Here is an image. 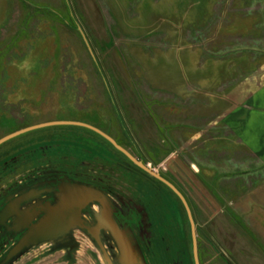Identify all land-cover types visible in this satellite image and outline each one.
<instances>
[{
	"label": "rangeland",
	"instance_id": "374dc122",
	"mask_svg": "<svg viewBox=\"0 0 264 264\" xmlns=\"http://www.w3.org/2000/svg\"><path fill=\"white\" fill-rule=\"evenodd\" d=\"M81 2L98 43L109 48V63L148 119L145 131L157 147L153 159L146 158L149 166L178 184L201 213L200 262L218 264L204 236L213 224L239 264H264V162L251 144L254 130L264 128V113L246 139L227 118L264 104V0ZM84 45L64 0H0V139L34 125L78 121L135 150ZM114 148L98 133L70 125L6 142L0 146V206L19 187L67 174L77 185L105 191L132 227L141 264H195L181 199ZM95 209L103 217L98 204ZM4 233L0 228V264L120 263L109 235L103 243L108 259L84 231L20 258L12 257L15 239ZM123 264L131 263L124 257Z\"/></svg>",
	"mask_w": 264,
	"mask_h": 264
},
{
	"label": "flooded vegetation",
	"instance_id": "af4514ba",
	"mask_svg": "<svg viewBox=\"0 0 264 264\" xmlns=\"http://www.w3.org/2000/svg\"><path fill=\"white\" fill-rule=\"evenodd\" d=\"M53 177L47 182L19 187L17 192L7 194L0 206V228H5V236L15 239L12 257H26L44 243L52 246L62 238L72 239L84 231L107 259L103 243L109 235L116 241L118 249L113 256L119 264H123L124 257L131 264H141L140 249L130 234L132 227L118 217L120 212L105 191L77 185L67 174ZM96 204L103 217L96 213Z\"/></svg>",
	"mask_w": 264,
	"mask_h": 264
},
{
	"label": "trees",
	"instance_id": "16d2710c",
	"mask_svg": "<svg viewBox=\"0 0 264 264\" xmlns=\"http://www.w3.org/2000/svg\"><path fill=\"white\" fill-rule=\"evenodd\" d=\"M64 7L68 11L70 19L76 25L77 29L80 30L81 35H83L85 43L84 46L86 48L88 56L91 59L95 71L97 72V74H99L103 82L104 89L109 94L111 105L113 106L118 120L120 121L125 131V138L130 141L131 145L135 149L132 150L133 155L149 165L150 162L146 160V158L153 159L157 147L154 141L151 139V135H148V133L145 131V121L147 123L148 119H145V114L143 113V111H141L142 107L138 102V97L133 93L130 85L125 83L120 78L115 69L109 63V48L106 47V45H101L100 42L98 43V40L96 39L93 31L89 26L88 19L86 17L81 0H64ZM76 20H78L80 24H77ZM105 132L107 131L105 130ZM107 133L110 134L109 132ZM112 137L115 138L114 136ZM121 145L127 147L124 144ZM116 151L120 153V155L128 159L124 154H122L118 150ZM162 176L173 183L180 191H182L178 184H176L169 176ZM185 197L187 198L186 195ZM188 202L192 209L195 222L196 224H198L200 221L199 218L201 217V213H198V211L194 208V205L189 200ZM226 217L232 227H235L239 232L245 234V230L242 226H240L237 220L228 215V213H226ZM212 225L213 224L209 225L204 231L206 244H210L214 249L212 259L214 260V258L217 257L218 264H239L238 258L235 253L226 251V248L223 246V242L221 241V239L216 238L217 236L216 234L214 235L215 230L212 229ZM198 245L199 254L202 255L204 245L203 242L200 241V239ZM201 264H206L204 263V258L203 262L201 261Z\"/></svg>",
	"mask_w": 264,
	"mask_h": 264
},
{
	"label": "water",
	"instance_id": "95a60500",
	"mask_svg": "<svg viewBox=\"0 0 264 264\" xmlns=\"http://www.w3.org/2000/svg\"><path fill=\"white\" fill-rule=\"evenodd\" d=\"M59 125H70V126H79V127H84L87 128L91 131H94L96 133H98L99 135H101L103 138H105L107 141H109L117 150H119L120 152H122L126 157H128L134 164H136L138 167H140L141 169H143L145 172H147L149 175L153 176L154 178L158 179L159 181H161L162 183H164L165 185H167L174 193H176V195L181 199L190 223H191V228H192V236H193V245H194V258H195V264H201L200 262V256H199V246H198V237H197V229H196V222L193 216V212L192 209L190 207V204L187 200V198L185 197V195L173 184L171 183L169 180H167L165 177H163L161 174L156 173L154 171V169H152L147 163H144L143 161L137 159L131 152H129L126 148H124L123 146L119 145L118 142L109 134H107L105 131L87 124V123H83V122H78V121H53V122H48V123H43V124H39V125H34V126H30L24 129H21L19 131H16L14 133H11L9 135H6L4 137H2L0 139V146L5 144L6 142L20 136L23 135L25 133L34 131V130H38V129H42V128H47V127H52V126H59Z\"/></svg>",
	"mask_w": 264,
	"mask_h": 264
},
{
	"label": "crops",
	"instance_id": "0c3cea01",
	"mask_svg": "<svg viewBox=\"0 0 264 264\" xmlns=\"http://www.w3.org/2000/svg\"><path fill=\"white\" fill-rule=\"evenodd\" d=\"M263 113H264V104L262 105V102L260 101V104H255V106L252 105V106H248V107L243 108V109L240 108L238 111H233L232 113H229L227 118H229L228 121L230 122V124L233 123V127L240 130L241 134L246 135V136H244L245 137L244 139H246V137L248 135L246 133L250 131L249 127L251 126L254 118H257L258 116L262 117ZM254 131H255V133H253V134L255 135L256 141L251 142V144L254 147H256V149L253 151H255L256 153H259L260 158H261V162H264V136H263L264 135V128L263 129L260 128V129L254 130ZM243 144L247 145L244 140H243ZM250 188H252V187H250ZM250 188L246 186V187H243L242 189L249 190Z\"/></svg>",
	"mask_w": 264,
	"mask_h": 264
}]
</instances>
